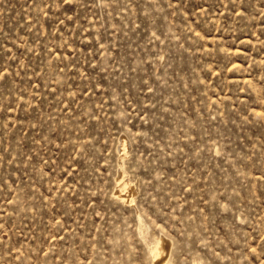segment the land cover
<instances>
[{
  "label": "rangeland",
  "instance_id": "1",
  "mask_svg": "<svg viewBox=\"0 0 264 264\" xmlns=\"http://www.w3.org/2000/svg\"><path fill=\"white\" fill-rule=\"evenodd\" d=\"M157 243L264 264V0H0V264Z\"/></svg>",
  "mask_w": 264,
  "mask_h": 264
},
{
  "label": "bare ground",
  "instance_id": "2",
  "mask_svg": "<svg viewBox=\"0 0 264 264\" xmlns=\"http://www.w3.org/2000/svg\"><path fill=\"white\" fill-rule=\"evenodd\" d=\"M122 150V149H121ZM121 150H119L120 152H121ZM122 154H123V152H122ZM122 154H120L121 156H122ZM119 179H122V178H119ZM123 181V180H122ZM125 181V180H124ZM124 181L122 182V183H124ZM116 182V181H115ZM118 182H120V181H117V184H119ZM121 183V182H120ZM118 186V185H117ZM120 187H122L121 185H120ZM123 188H124V186H123ZM121 189V188H120ZM119 189V190H120ZM126 189V188H125ZM117 190V189H116ZM119 190H117L118 192H120ZM122 191H123V189H121ZM131 190V189H130ZM129 190H127V192H128ZM126 193V192H125ZM128 193H130V192H128ZM128 193H126V194H128ZM117 194V193H116ZM116 194H114V196L113 197H115V195ZM120 194H124V193H120ZM131 194L132 193H130V194H128V195H118V197H117V195H116V198H117V200H121L122 198L124 199L122 202H127V204H129V202H131ZM119 197H120V199H119ZM153 252L155 253V256H156V259H155V264H165L166 263V254H165V252H164V250L162 249V247H160L159 246V243H157V245H155V247H154V249H153ZM153 254V253H152ZM154 256V257H155ZM153 259V260H154ZM154 264V263H153Z\"/></svg>",
  "mask_w": 264,
  "mask_h": 264
}]
</instances>
